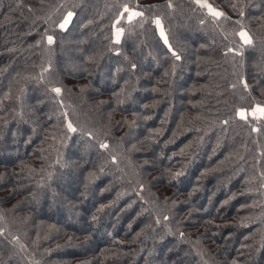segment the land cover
Wrapping results in <instances>:
<instances>
[{
	"label": "trees",
	"instance_id": "obj_1",
	"mask_svg": "<svg viewBox=\"0 0 264 264\" xmlns=\"http://www.w3.org/2000/svg\"><path fill=\"white\" fill-rule=\"evenodd\" d=\"M168 2L0 0V264H264V0Z\"/></svg>",
	"mask_w": 264,
	"mask_h": 264
},
{
	"label": "snow or ice",
	"instance_id": "obj_2",
	"mask_svg": "<svg viewBox=\"0 0 264 264\" xmlns=\"http://www.w3.org/2000/svg\"><path fill=\"white\" fill-rule=\"evenodd\" d=\"M195 2L197 4H200L204 7H208L209 12L214 16V17H219L222 16L223 13L216 11L215 9H213L210 5H207L206 3H204V0H195ZM174 5L171 3V0H169L168 2V7L172 8ZM122 9L123 11L120 13V15L117 16V23H119L120 19L124 16V13H127V19L129 21H132L134 17H143L145 15L144 11L142 10H137V9H133L131 8L128 4H123L122 5ZM72 13L69 12L67 14V16L65 17L64 21L59 25L61 28H65L67 26V23L69 21V19L72 17ZM240 15L243 16V10H241ZM153 23H155L156 27L159 29L160 31V35L161 37L164 39V43L168 45L169 51L172 52V55L176 57V59H180V57L177 55V53L175 52V50H173L172 46L169 44L168 42V38L165 34V31L163 29L162 23H161V19L159 16H155L153 19ZM239 23V21H238ZM123 29L122 28H115V37L117 39V41L120 38V34L122 33ZM237 35L240 37V49L242 50L243 47L245 45H252L254 43V37L252 35L249 34V32L247 30H245L243 27L240 28L239 32L237 33ZM53 36L49 35L47 36V40L48 43L51 44L53 42ZM228 51H239L237 49H233L230 48L228 49ZM242 54V52L240 53ZM133 68H135V65H133ZM245 88L248 87V85L245 83ZM57 94H59L61 92V89L59 87L53 89ZM251 114L253 116H256L257 114H259L260 116L264 117V105H259L257 104L252 110H251ZM237 115L240 116L243 119L247 118V114H246V110L243 108H240L237 110ZM68 128L70 131H75V128L73 127L72 123L69 122L68 123ZM101 148H107L108 145L107 143H101L100 145ZM113 160H115V157H113Z\"/></svg>",
	"mask_w": 264,
	"mask_h": 264
},
{
	"label": "rangeland",
	"instance_id": "obj_3",
	"mask_svg": "<svg viewBox=\"0 0 264 264\" xmlns=\"http://www.w3.org/2000/svg\"><path fill=\"white\" fill-rule=\"evenodd\" d=\"M114 39H116L115 35H114ZM258 116H260V115H259V114H257V115H256V116H254V117L256 118V117H258ZM254 117H253V118H254ZM65 187H66V186H65ZM69 213L71 214L70 216H74V213H73L72 211H69Z\"/></svg>",
	"mask_w": 264,
	"mask_h": 264
},
{
	"label": "water",
	"instance_id": "obj_4",
	"mask_svg": "<svg viewBox=\"0 0 264 264\" xmlns=\"http://www.w3.org/2000/svg\"><path fill=\"white\" fill-rule=\"evenodd\" d=\"M249 115H250V117H252V118L254 117V116L251 114V111H249Z\"/></svg>",
	"mask_w": 264,
	"mask_h": 264
}]
</instances>
